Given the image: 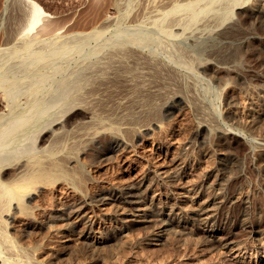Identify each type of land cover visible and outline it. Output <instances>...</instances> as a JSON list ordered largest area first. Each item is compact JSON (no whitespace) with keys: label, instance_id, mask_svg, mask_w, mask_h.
I'll return each instance as SVG.
<instances>
[{"label":"rangeland","instance_id":"rangeland-1","mask_svg":"<svg viewBox=\"0 0 264 264\" xmlns=\"http://www.w3.org/2000/svg\"><path fill=\"white\" fill-rule=\"evenodd\" d=\"M34 1L41 5L48 17L32 35L39 33L38 36L46 38L53 31L84 35L93 30H101L104 35L100 40L89 39L85 42L78 39L71 42L60 40L55 54L48 53L41 46L43 42L37 43L40 46L35 45L30 55L21 54L11 60L13 65L9 62L6 68L0 64V110L7 104L6 95L11 94L8 89L10 82H14L16 87L14 92L17 93L11 98L13 100L15 97L16 104L23 107L37 105L49 110L50 103H55L57 106L52 104L54 108L50 107L54 114L47 123L40 125L42 130L36 140L37 149L42 148L40 151L46 150L42 151L45 153L49 148L56 149L55 152L65 156L66 168L76 171L82 178L80 185L62 180L49 190L38 187L32 197L35 202H31L33 206L36 205L31 209L34 216L31 219L20 215L12 230L18 244L35 250L40 254V259L51 258L50 262H46L48 264H264V178L256 165L257 141L264 139V31L260 30L245 40L242 45L244 50L240 47L243 51L240 57L233 61L219 57L220 62L214 51L220 48L225 53L227 48L218 42L187 40L178 44L168 43L148 25L102 23V15L105 16L115 5L124 11L139 6L141 0ZM26 14L24 0H0V47L12 45L6 44L11 37L10 31L26 23L23 21L27 20ZM43 24L46 30L42 29L41 26L45 28ZM141 32L151 33L154 40L144 43L126 39L128 34ZM116 40L132 47L129 49L135 53L139 50L137 54L140 57L135 56L133 51L132 56L135 57L131 56L128 60L132 69L137 71L136 75L128 78L123 72L108 74L106 71L105 78H96L97 72L93 69L104 56L115 51ZM42 50L46 53L39 54ZM140 51L146 54L153 52L174 67L170 69L164 66L168 71L164 69L156 77L152 70L145 68L144 63H137V57H144ZM184 51L188 55L182 54ZM100 57L103 59L99 60ZM25 59L33 60V63L29 62L31 66ZM179 59L184 60L187 68L179 63L182 61H177ZM89 61L97 63L89 65ZM205 61L216 69H223L221 76L224 73L231 78L222 76L226 80L223 78L225 81L221 84L213 80L211 70L203 67L202 62ZM231 65H235V72L227 71L226 67ZM148 79L149 82H145ZM152 93L154 96H151V100L156 101L148 103L147 98ZM177 95L178 98L175 97ZM74 98L77 101L74 102ZM147 104L149 110L155 107L160 110L158 114L143 118L142 115L149 111L145 109ZM255 111H261V120L249 130L251 114ZM132 114L139 118L132 119ZM114 126L121 127L120 134L127 142L128 149H109L112 133L116 130ZM126 126L130 128L128 131H124ZM231 128L245 129L246 135ZM60 136H63L62 139ZM163 151H168L171 159L186 161L185 185L193 187L195 193L203 190V197L208 194L221 197L209 224H196L191 217L196 206L188 200L174 210L176 219L162 228L157 227L155 222H139V219L125 222L119 207L98 202L100 197L116 193L120 186L137 181L138 174L132 170L134 168L139 174L154 179L152 167L160 162ZM42 152L38 154L45 155ZM221 161L228 163V167H223ZM180 187L172 188L165 183L153 182L151 190L147 192L149 200L158 203L168 198L174 202L178 199V193L183 191ZM60 201L87 205L85 222L89 221L92 227L90 240L86 238L87 225L83 221L75 227L59 225L62 223L54 214L58 213L55 207ZM155 206H149L145 212H153ZM211 233L212 236L208 237ZM50 253L54 254L49 256Z\"/></svg>","mask_w":264,"mask_h":264},{"label":"bare ground","instance_id":"bare-ground-1","mask_svg":"<svg viewBox=\"0 0 264 264\" xmlns=\"http://www.w3.org/2000/svg\"><path fill=\"white\" fill-rule=\"evenodd\" d=\"M24 2L27 6V14H26L27 20L25 19L23 21H25L26 23L23 24L24 26L22 25V27H18L17 30L15 29L13 30V32L10 31L11 37L9 41L7 40L8 42L6 44H12V45L0 47V64H3L2 67L7 68V64L11 60H13L15 57H17L18 55L19 56L21 54H23V56L30 55L31 53L34 52V48H35L34 46L35 45L40 46L39 44L41 42L44 43L43 45L41 44V46H43L45 50L47 49L48 53L50 52L51 54H55L58 52L57 45L60 40L71 42V40L74 41L75 39L76 40L78 39L79 41L82 40L85 42L89 39L100 40L104 35L103 31L101 30H93V31L85 33L84 35H81L80 33H76V32L61 34L58 31L52 30L53 32L49 35V37L47 36L46 38H42V36H38L39 33L37 35H35L36 33L32 35V32L36 29V27L44 19H46V17H48V14L44 11L41 5H39L34 0H24ZM133 2H135V0ZM138 3L139 2H137L136 4ZM20 4H22L21 1H20ZM137 6L135 5V8L132 6V8L130 9L127 8L126 10L121 11L123 9L121 10L118 9L117 5H115L114 7H112L111 5L112 7L111 10L108 11L105 16L102 15L103 17L102 23H104L105 25H113V24L122 25V24H129V23H134V24L137 23L139 25L144 24V26L148 25L154 28L159 33L160 37L165 42H168V43L178 44V43H181L187 40L191 42H198V41H203V40H210L212 42H218L219 44L225 45V47L227 48V50L226 48H224L226 50L225 53H223L222 49H221L222 51L221 52L219 50L220 48L216 49L215 51L212 50L216 53L219 61L221 58L226 59L225 61H228V59H230L229 61L231 60L233 61L235 58L240 57V54L242 55V52H243L240 47L244 45L245 40L248 38H251L252 35L258 33V31L260 30L264 31V0H145V2L144 0H141L139 6L138 7ZM21 11H25V10H21ZM44 26L45 28H43V26L41 27L43 30H46L47 27L46 25ZM132 26L134 27V25ZM126 39L130 42L144 41V43L145 42L148 43V41L154 40V37L149 32L147 33L141 32L139 34H130V35L128 34ZM158 39L160 38L158 37ZM114 43L117 45V47H115V51L113 53H110V55L106 57L104 56V59L101 57L98 58L99 60L100 59H103V60H100L97 64L98 66H95V69H93L94 72H97L96 78H105V74L108 72L109 73L114 72V74L117 72L118 73L123 72L125 74L124 76L128 78L136 75L135 73L137 71L132 69V66L129 64L131 62H129L128 60L129 58L135 57L136 54L139 52V50L137 53H135V51L133 50L135 53V56H132L134 55V53L131 49H129L132 47H128L127 45H125L126 43L119 41V40H116ZM67 50L68 49H66L65 51ZM182 51L183 50H181V52ZM43 52L46 53L44 50H42V52H39V54ZM109 52H112V51L110 50ZM211 52L209 54H211ZM149 53L151 54H146V52L145 53L141 52V54H144L143 55L144 57H141V58H139L141 55L139 54L140 55L139 56L137 54V56H139L136 58L137 63L139 61L140 63H144L145 68L147 67L150 71L152 70V72L156 75V77L160 76L163 70L166 69L164 68V66L169 67L170 69L174 67L173 65L165 63V61L159 58L158 56L152 54L153 52H149ZM182 54H187V53H185L184 51V53ZM179 56L180 54L178 53V57ZM192 57H193V54H192ZM176 59H178L177 56H176ZM190 59L192 58L190 57ZM28 60H26L27 61L26 63H29V62L33 63L32 62L33 60L32 61H28ZM177 61H182V62H179L181 63V65L184 63V60L179 59ZM89 62L92 64H90ZM89 62H88L89 65H94V63H97V62L93 63L91 61ZM202 63L204 64L203 67L205 68L207 67V69L211 70L210 72L211 75L209 73L208 74L210 75L211 78H213V80L216 79L220 83L226 80L225 77L227 79L231 78L230 75H225L223 73L224 75L222 74V76H225L223 77L225 79L224 80L220 74V71H222L223 69L222 70L216 69L217 67L216 68L213 67L214 65L210 66V63H206V61ZM29 65H24V66H29ZM184 65L185 64H183V66ZM259 65H262V63ZM219 67H222V66H219ZM234 67L235 65L234 66L231 65L226 68H227V71L235 72L236 69ZM26 68H29V67H26ZM165 71H168V70L166 69ZM226 73L230 74L228 72ZM81 74H85V73L81 72ZM82 76L86 77V75H82ZM227 76H230V77H227ZM178 77L179 76H177V78ZM108 78L110 79V77ZM112 78L114 79V77ZM109 79L108 80L106 79V80L109 81ZM129 81H131V79ZM86 82H87V79H86ZM145 82H149V79ZM109 83L111 84V82ZM224 84L225 82H223V85ZM76 86H79V85H76ZM70 87H73V86H70ZM14 88H16L14 82H10L8 89L10 90L11 94L6 95L8 97L7 104L4 106L3 110L2 109L0 110V264H48L46 262H50L51 258L47 257L48 261L43 258L40 259L39 257L40 254L37 252L35 253V250L32 251V250H28L26 248L21 247L16 241L12 230H14L15 223L20 215L24 214L23 216L26 215L27 218H31V219H32V216H34V215H31L32 213L31 209L32 207H36V205L33 206L31 202H35V201H32L33 199L32 197H33V194L36 193V190L38 189V187L41 186L44 188L43 190L45 189L49 190V188L55 186L57 183H59L62 180L64 181L70 180L73 182V184L76 183L80 185L82 184L81 183L82 178L81 179L79 178L76 171H71V169L66 168V165L64 163L65 156L63 157L62 155H59L57 152H55L56 149L53 150L49 148L48 153H45L46 150H42L45 152L40 151L42 148H39V150L37 149L36 140L38 139L40 135L39 133L42 130V128L40 130V125L47 123L48 118L54 114L53 113L54 107L52 104L55 105V103H52V102L50 103V105L52 106L49 105V110L48 108L43 109V107H40V106L38 107L37 105L32 106L31 105L32 103L30 104L31 107H28V106L23 107L15 103L16 101L14 100L15 97L13 99L14 101L11 99L13 98V96H15L14 94L17 93V92H14ZM222 91L224 90L222 89ZM64 96L67 97V95H64ZM142 96L143 95H141V97ZM151 96H154V94L152 93V95L148 96V98L147 96L144 97L149 100V101L147 100L148 103L156 101L154 99H153L154 101H152ZM175 97L178 98V95ZM75 99L76 98H74V102L77 101V99L76 100ZM175 102L174 104H176ZM149 105L153 106V104H149ZM77 106L79 105L77 104ZM146 106L148 107V104ZM50 107H53V108L51 109ZM70 107L73 108L72 106ZM147 107L145 109L149 110L150 106L148 108ZM157 109H160V108H157ZM149 111L148 113H145V115L143 114L142 117L144 118L145 116L146 118H148L149 115H152V116L157 115L158 111L160 110H156V107H155L153 109H150ZM260 112L255 111L254 113L251 114L250 121L252 124L249 126V130L254 128L260 122L261 120ZM133 118L137 119L139 117L136 118L132 114V119ZM55 120L56 119H54L53 122H55ZM81 123L83 124V122ZM49 124H52V123H49ZM92 124H94L93 121H92ZM84 125L82 126L84 127ZM115 128L116 130L113 131L112 133V142L109 145V149L114 150L117 148V151H119L120 149L122 151L124 148L128 149L129 146H127V142L123 139V137H121V134H120V131L122 130L121 127H115ZM129 129L130 128L126 126V129H124V131L125 130L128 131ZM134 129H136V127ZM231 130H236V131H239V133L242 132L244 135H246L245 129L231 128ZM63 133H66V132H63ZM62 137L63 136H60L59 138L62 139ZM55 140H54V143H55ZM30 142H33L35 145L31 144ZM257 143L259 145V148L257 149V153H256L258 156V161L256 162V165H257V170L259 171L260 174L263 175V178H264V139L257 141ZM28 144H31V146H29ZM58 144L59 143H57V145ZM48 147H52V145H49ZM39 152L45 153V155H42V154L40 155L38 154ZM160 156H161L160 162H157L152 167L153 172L155 174L154 179L148 178L149 175L147 176V175H144L143 173L139 174L137 171V168H134L132 170L136 172V174H138L137 181L127 183L124 186L123 185L120 186L119 188H117L118 190L116 193L111 194V195H104L98 199L99 200L98 202H100L101 205L111 204L112 206L119 207L118 209H121L120 214L122 216V219L125 222L139 219V222L140 221L141 222H144V221L155 222V225L157 227L162 228V227H166L167 225L171 224V222L175 218L174 217L175 215H173L174 210L178 208L182 202H185L188 200L190 202L193 201L194 206H196V208L191 212L193 215L191 217L195 219L196 224L197 225L209 224V222L215 216V213H214L215 207L221 202V197L217 196L218 194L217 195L214 194L213 196L208 194V196L203 197V194H202L203 190H199L197 191V193H195L193 187L191 188V186L189 187L185 185V183L187 182V181L186 182L184 181L186 178V174H187L186 173V166H187L186 161L183 159L179 161L178 159L174 157L171 159L170 156H168V151L167 152L163 151ZM71 158L73 157H70V159ZM66 160L67 159H65V161ZM132 160H134V158H132ZM221 165H223L224 167V166H227L228 163H226L225 161H221ZM130 167L133 168L134 165H131ZM76 170H79V169L76 168ZM153 182L158 183V184L165 183L169 187H172V188H174L177 185H180L181 186L180 188L183 191L178 193L179 194L178 199H176L174 202L170 201L168 198H164L161 200L158 198L160 201H158V203H155L153 200L151 201L149 200V195L147 193L148 190L149 191L151 190L150 188L152 187ZM41 190L39 189V191ZM152 205H156L155 206L156 208L152 209L153 212L152 211H151L152 213L151 212L147 213V211L145 212V210H148L147 208H149V206H152ZM55 208L58 213L54 215L62 223L59 225H62V227L64 226L75 227L76 225H78L79 223L83 221L84 223H86L85 225H87L86 238H89L90 240L92 227L89 224V221L85 222L86 220L85 214H86V209H87V205L85 203L83 202L76 203L75 201L72 203H69V202L65 203V202L60 201L57 207ZM83 228H86V227L84 226ZM183 228L186 229V226L183 225ZM210 236H212V233L208 237ZM92 244L96 245L94 243ZM36 251H38V249ZM52 254L49 256H52Z\"/></svg>","mask_w":264,"mask_h":264}]
</instances>
